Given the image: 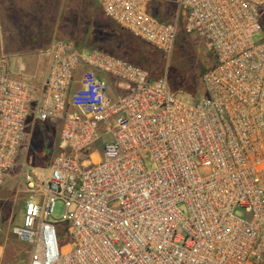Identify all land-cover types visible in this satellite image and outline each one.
<instances>
[{"label": "built area", "instance_id": "obj_1", "mask_svg": "<svg viewBox=\"0 0 264 264\" xmlns=\"http://www.w3.org/2000/svg\"><path fill=\"white\" fill-rule=\"evenodd\" d=\"M94 2L121 30L172 52L177 24L155 17L150 0ZM176 5L184 33L203 38L214 58L198 98L70 41L42 51L38 88L0 55V185L29 118L61 123L48 174L23 176V220L12 233L28 245L27 264H264V39L254 40L264 0Z\"/></svg>", "mask_w": 264, "mask_h": 264}, {"label": "rangeland", "instance_id": "obj_2", "mask_svg": "<svg viewBox=\"0 0 264 264\" xmlns=\"http://www.w3.org/2000/svg\"><path fill=\"white\" fill-rule=\"evenodd\" d=\"M151 9L161 21L177 24L178 37L170 54L121 30L93 0H0V54L9 59L13 77L38 88L44 64L39 54L53 41H70L79 50L98 49L133 62L147 70L151 79L165 78L177 97L202 96V75L214 63L209 45L197 35L184 33V17L177 12L176 0H151ZM261 39L264 31L254 36L255 41ZM31 73L36 74L34 80L29 78ZM79 88L74 84L72 91ZM60 128V122L42 123L33 116L27 122L14 165L0 185V264L28 262V245L12 233L23 220V176L26 169L48 174L59 152ZM63 214V203L57 201L51 221L59 223L60 249L69 243L66 225L60 223Z\"/></svg>", "mask_w": 264, "mask_h": 264}, {"label": "crops", "instance_id": "obj_3", "mask_svg": "<svg viewBox=\"0 0 264 264\" xmlns=\"http://www.w3.org/2000/svg\"><path fill=\"white\" fill-rule=\"evenodd\" d=\"M94 1V0H93ZM97 5V4H96ZM149 11L152 13V9H151V0H150V2H149ZM153 14V13H152ZM154 15V14H153ZM0 55H3V54H0ZM39 56L41 57V58H43L44 59V64H43V66H42V72H41V74H42V78H41V81H40V85H41V83H42V81H43V79H44V76H45V74H46V59L44 58V56L42 55V54H39ZM41 71V70H40ZM40 74V75H41ZM34 75H36V74H32L31 73V75H29V78H30V80H34V78H35V76ZM18 78V77H17ZM39 85V86H40Z\"/></svg>", "mask_w": 264, "mask_h": 264}]
</instances>
